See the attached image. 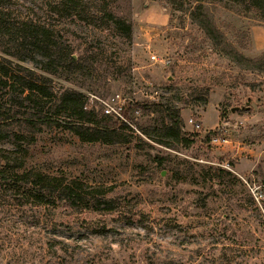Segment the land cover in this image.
Instances as JSON below:
<instances>
[{
	"label": "rangeland",
	"instance_id": "obj_1",
	"mask_svg": "<svg viewBox=\"0 0 264 264\" xmlns=\"http://www.w3.org/2000/svg\"><path fill=\"white\" fill-rule=\"evenodd\" d=\"M58 1L1 0L2 22L45 25L75 58L88 52V71L60 70L50 76L53 90L79 91L99 109L121 108L130 125L118 145L83 142L62 118L31 133L24 159L17 156L24 169L78 182L83 204L92 196L108 203L99 211L81 203L73 209L40 188L27 191L15 176L0 179V264H264L257 201L264 183V73L237 67L164 0H81L91 24L52 14ZM102 8L131 23L129 42L95 16ZM204 8L237 51L264 53V18L228 2L204 0ZM12 39L0 36V67L20 93L31 82L17 67L43 75L36 67L41 57L21 62L4 54L13 52ZM6 90L0 86L5 107L15 106L17 97ZM152 103L179 110L182 132L195 134L188 148L169 150L142 134L140 128L159 126V115L126 112ZM217 168L223 174L213 185Z\"/></svg>",
	"mask_w": 264,
	"mask_h": 264
},
{
	"label": "trees",
	"instance_id": "obj_2",
	"mask_svg": "<svg viewBox=\"0 0 264 264\" xmlns=\"http://www.w3.org/2000/svg\"><path fill=\"white\" fill-rule=\"evenodd\" d=\"M164 1L174 9L186 13L192 23L203 31L214 46L219 48L220 53L237 67L264 73V53L256 58H251L244 56L232 47L214 23L210 13L204 8V0ZM212 1L235 4L264 18V0ZM0 5H2L1 0ZM49 9L52 14L59 18L76 19L91 24L85 14V7L81 0H59L50 5ZM1 13L3 12H0V36H13L14 38L11 40L13 52L3 50V53L21 62L32 59L34 55L40 56L41 60L36 67L40 69L43 75H38L27 68L18 66L17 70L30 80L31 86L28 90L21 89L20 93H17L14 85L3 80L7 68L5 66L0 67V86L2 89H7L10 98H13L14 95L17 97L14 98L15 106H12L10 102L5 107L6 101L0 96V145L12 146L11 151L0 149V179L15 176L20 182L23 181L29 192L40 188L44 191V195L56 197L70 208L76 209V205L81 204L84 205V208H89L90 204L94 206V209H97L96 211H99L102 203L107 204L108 202H101L98 197L92 196L85 201L86 204H83L79 194L82 188L81 184L76 181L64 184L63 178L26 170L24 169V160H19L17 156L21 153L24 159L28 148L34 142L31 133L40 132L43 127L50 128L57 125L58 118H62L65 128L81 141H97L109 145L124 143L122 131L128 129L129 126L124 121L104 114L103 109L97 108L94 103H91L90 98L79 91L64 89L56 92L53 90V81L50 76H56L60 70H70L71 73L81 76L88 71L90 67L88 65V52L84 56L75 58L72 52L54 41L53 31L47 26L24 20L9 26L6 22H2ZM95 16L104 19V22L106 21L124 41H130L132 25L125 18L104 8L96 10ZM0 47H3L1 41ZM7 61L5 60V62ZM137 109H142L146 113L157 114L160 117L159 126L140 128L148 140L169 150L186 149L190 146L195 134L188 135L182 132L183 121L179 110L152 103L145 106L130 105L126 112ZM222 174V170L218 168L214 170L211 177L213 185L217 181L220 182ZM259 196L258 204L260 207L262 204L264 210V183ZM37 199L41 200V198ZM106 210H111L110 206H106Z\"/></svg>",
	"mask_w": 264,
	"mask_h": 264
},
{
	"label": "built area",
	"instance_id": "obj_3",
	"mask_svg": "<svg viewBox=\"0 0 264 264\" xmlns=\"http://www.w3.org/2000/svg\"><path fill=\"white\" fill-rule=\"evenodd\" d=\"M151 59L153 61H156L155 56H151ZM105 107L103 108V112L106 115H110L113 118L119 119L120 121H124L125 123H127L128 125H130L126 120L123 119V117L121 116V114H119L118 112L121 110V108L118 109V112L115 111L110 105L104 103ZM189 124L192 126V128L194 130H199L200 129V124L197 122H193V120H189ZM258 201V200H257Z\"/></svg>",
	"mask_w": 264,
	"mask_h": 264
}]
</instances>
